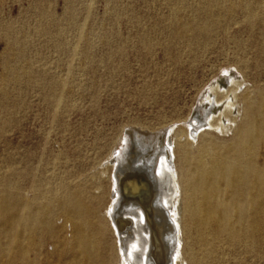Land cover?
I'll return each mask as SVG.
<instances>
[{
	"label": "rangeland",
	"instance_id": "1",
	"mask_svg": "<svg viewBox=\"0 0 264 264\" xmlns=\"http://www.w3.org/2000/svg\"><path fill=\"white\" fill-rule=\"evenodd\" d=\"M240 1L0 0V167L8 156L21 163L29 202L50 206L59 190L63 198L88 201L99 164L115 146L123 149L122 132L158 138L185 128L213 74L239 68L255 100L264 97V0ZM195 20L208 21L212 32L203 65L192 71L190 56L170 38ZM212 140L224 146L231 136ZM190 151L197 154L195 146ZM176 165L183 184L179 153ZM107 186L100 214L109 203ZM181 223L188 264H264V222L236 237L185 215Z\"/></svg>",
	"mask_w": 264,
	"mask_h": 264
},
{
	"label": "bare ground",
	"instance_id": "2",
	"mask_svg": "<svg viewBox=\"0 0 264 264\" xmlns=\"http://www.w3.org/2000/svg\"><path fill=\"white\" fill-rule=\"evenodd\" d=\"M199 24L176 27L170 38L190 56L192 71L203 65L211 47L210 23ZM217 73L199 90L198 108L185 128H169L158 138L145 131L122 132L117 139L123 149L115 146L97 165L98 181L85 192L88 201L78 194L63 198L59 190L50 206L39 205L37 198L29 202L30 190L23 187L27 174L6 156L0 167V264H188L183 215L203 228L214 225L216 234L255 231L264 222V97L255 100L239 68L229 65ZM215 134H230L231 140L216 146ZM178 153L186 173L183 184ZM105 183L109 203L100 214ZM47 244L51 251L44 249Z\"/></svg>",
	"mask_w": 264,
	"mask_h": 264
}]
</instances>
